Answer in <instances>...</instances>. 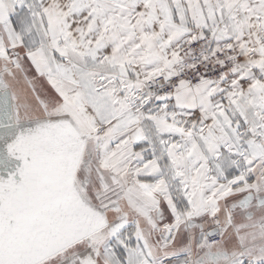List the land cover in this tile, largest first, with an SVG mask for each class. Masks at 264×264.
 Wrapping results in <instances>:
<instances>
[{
	"label": "snow or ice",
	"instance_id": "1",
	"mask_svg": "<svg viewBox=\"0 0 264 264\" xmlns=\"http://www.w3.org/2000/svg\"><path fill=\"white\" fill-rule=\"evenodd\" d=\"M0 264H264V0H0Z\"/></svg>",
	"mask_w": 264,
	"mask_h": 264
}]
</instances>
